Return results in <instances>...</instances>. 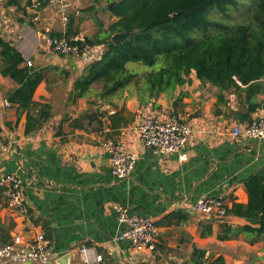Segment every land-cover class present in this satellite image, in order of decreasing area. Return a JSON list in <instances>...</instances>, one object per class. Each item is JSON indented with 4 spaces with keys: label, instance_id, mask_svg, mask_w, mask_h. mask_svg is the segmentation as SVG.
Returning <instances> with one entry per match:
<instances>
[{
    "label": "crops",
    "instance_id": "0c3cea01",
    "mask_svg": "<svg viewBox=\"0 0 264 264\" xmlns=\"http://www.w3.org/2000/svg\"><path fill=\"white\" fill-rule=\"evenodd\" d=\"M67 1V14H73V30L79 34L94 20L84 16V10L94 7L101 15L111 2ZM32 14L28 0H0V37L11 41L26 61L48 68L34 100L52 109L40 130L26 134V112L20 114L16 105L6 104L18 83L0 73V135L8 146L0 151V176L23 177L30 207L29 214L20 215L0 190V246L26 243L44 232L51 239L52 264H61L57 261L65 256V264H99L83 263L78 251L82 245L103 254L105 264H264V236L255 242L246 234L219 238L222 223L236 227L247 223L246 218H213L194 209L197 199L207 194L224 195L227 207L247 203L243 179L264 164V141L233 135L235 126L249 123L242 119L249 107L244 93L225 92L226 102L218 103V88L193 71L172 93L148 103L142 104L134 89L114 103H94V93L74 100L73 83L88 63L55 54L44 40L46 33H65L68 20L48 1L37 21ZM115 19L112 13L107 17L110 22ZM57 66L69 73L50 68ZM263 97L260 92L255 99L260 102ZM149 113L186 118L193 128L187 160L179 153L162 157L144 146L138 126ZM262 115L264 106L251 113L252 118ZM108 139L122 141L137 154L136 167L126 179L111 172L102 147ZM118 205L155 220L160 236L154 250L136 248L121 237L125 227L118 219ZM208 226L211 234L205 232Z\"/></svg>",
    "mask_w": 264,
    "mask_h": 264
},
{
    "label": "trees",
    "instance_id": "16d2710c",
    "mask_svg": "<svg viewBox=\"0 0 264 264\" xmlns=\"http://www.w3.org/2000/svg\"><path fill=\"white\" fill-rule=\"evenodd\" d=\"M116 1L110 9L116 19L107 27L97 17L94 7L84 10L94 17L99 30L102 29L95 36H85L86 43L103 45V51L75 79L70 98L76 100L94 93V103L98 100L114 103L126 90L134 89L140 102L148 103L162 93H172L195 71L203 82L218 88V103L226 102L225 92L233 91L238 96L244 93L249 107L242 119L253 120L251 113L264 106V97L260 102L255 99L258 93L264 94V0L248 7L233 23L213 19L210 14L217 9L229 17L228 9L238 8L237 0ZM67 25L63 33L66 37L79 34L73 30V14L68 16ZM129 29L131 36L120 43L113 41L115 33ZM200 32L202 37L196 39ZM79 45L82 47L84 43L80 41ZM0 48V73L18 83L9 92L8 101L18 107L20 114L26 112L25 132L31 134L52 116L49 104L34 100L48 68L29 66L19 49L1 37ZM130 63L143 64L149 69L144 68L140 73ZM50 68L69 73L59 66ZM243 182L248 201L227 207L226 216H242L247 223L236 227L222 223L219 233L222 240L246 234L255 242L264 236V164ZM206 228V234H211V226Z\"/></svg>",
    "mask_w": 264,
    "mask_h": 264
},
{
    "label": "built area",
    "instance_id": "2783aa9c",
    "mask_svg": "<svg viewBox=\"0 0 264 264\" xmlns=\"http://www.w3.org/2000/svg\"><path fill=\"white\" fill-rule=\"evenodd\" d=\"M47 1L64 21L68 20L67 12L70 4L67 0ZM43 2L44 0H31L29 4L34 21L39 19ZM44 40L56 54L75 55L81 57L86 63L99 59L103 51V45L92 46L86 43L83 34L68 38L64 34L53 36L46 33ZM80 41L84 43L82 47L79 45ZM94 47H100V52H94ZM27 64L33 66V61L28 59ZM6 104L11 105L9 101H6ZM138 130L144 146L153 150L157 155L166 157L173 153H179L180 159L187 160L189 158L187 145L193 128L181 114H173L169 117L151 113L144 114ZM233 135L264 141V115L253 118L244 126H235ZM102 147L111 152V172L114 177L118 179L128 178L136 167L137 154L128 150L122 141L115 139L104 141ZM7 150L8 146L0 135V151ZM0 190L6 197L10 208L20 215L30 213L24 179L20 174L6 173L1 175ZM116 209L119 222L125 227L121 237L129 239L136 248L154 250L160 236V230L155 220L149 215L132 213L124 206L118 205ZM194 209L213 218H225L227 215L224 195H203L195 202ZM78 251L83 263L105 264L103 254L96 253L94 247L82 245ZM53 256L51 239L44 232L37 233L26 243L10 242L0 247V260L10 264H52Z\"/></svg>",
    "mask_w": 264,
    "mask_h": 264
},
{
    "label": "rangeland",
    "instance_id": "374dc122",
    "mask_svg": "<svg viewBox=\"0 0 264 264\" xmlns=\"http://www.w3.org/2000/svg\"><path fill=\"white\" fill-rule=\"evenodd\" d=\"M110 1H113V0H110ZM257 1L258 0H237L238 8L230 7L228 9V12L230 13L229 17L225 16L221 11H218L217 9H214L211 12L210 16L213 19H217V20H219L221 22H224V23H233V22L237 21L240 18L241 13L245 12L248 9V7H253L256 4ZM108 4L105 6V9L103 10V14L100 15L99 12L96 11L97 17H99L100 19H102L104 21L105 27H107L110 24V21H107V17L111 13L112 8L114 7V6H112V8L110 10L108 8ZM86 15H91V14L85 13L84 16H86ZM108 20H109V18H108ZM94 21H95V19L94 20H90L89 24H88V21L86 22V30L87 31L82 33L84 36H86V37L95 36L96 33L102 31V29L99 30L98 25ZM89 25H90V30H89ZM103 30H104L103 32L106 31V29H103ZM194 37H195V35H194ZM196 37H197L196 39L201 38L202 37V33L200 32V33L196 34ZM93 49H94L93 50L94 52H98V53L101 50L100 47H94ZM52 52H53V50H52ZM59 56H61V55H59ZM67 56H71V54L67 55ZM72 56H75V55H72ZM75 57H77V56H75ZM79 58H81V57H79ZM33 65L36 66L34 63H33ZM129 65L132 68L137 69L138 72H140V73L144 70V68H148V67L144 66L143 64L142 65H138L136 63H130ZM157 66L158 65H156V67Z\"/></svg>",
    "mask_w": 264,
    "mask_h": 264
},
{
    "label": "water",
    "instance_id": "95a60500",
    "mask_svg": "<svg viewBox=\"0 0 264 264\" xmlns=\"http://www.w3.org/2000/svg\"><path fill=\"white\" fill-rule=\"evenodd\" d=\"M117 3V1H111L108 5V8L111 9L112 6H114ZM132 34V30H126V31H121V32H117L113 35L112 39L114 42L116 43H120L121 41H123L124 39H126L127 37L131 36ZM106 158H111V152L110 151H106ZM111 170H112V166H111ZM67 256L63 257L62 259H60L59 261H57L58 263L61 264H65L67 262Z\"/></svg>",
    "mask_w": 264,
    "mask_h": 264
}]
</instances>
